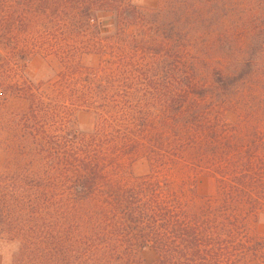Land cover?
Wrapping results in <instances>:
<instances>
[{
	"label": "trees",
	"instance_id": "16d2710c",
	"mask_svg": "<svg viewBox=\"0 0 264 264\" xmlns=\"http://www.w3.org/2000/svg\"><path fill=\"white\" fill-rule=\"evenodd\" d=\"M36 56L54 78H23ZM67 108L95 115L91 133L68 127ZM246 124L264 128V0H0V240L21 242L12 264H143L147 249L155 264H264V238L237 214L264 213V158L242 149ZM139 159L151 171L134 177Z\"/></svg>",
	"mask_w": 264,
	"mask_h": 264
},
{
	"label": "rangeland",
	"instance_id": "374dc122",
	"mask_svg": "<svg viewBox=\"0 0 264 264\" xmlns=\"http://www.w3.org/2000/svg\"><path fill=\"white\" fill-rule=\"evenodd\" d=\"M136 4L142 7L157 8L159 0H133ZM19 4H23V0H18ZM101 29L103 36L110 37L114 33L113 21L110 16L101 17ZM86 66L97 67L99 65L98 57L90 55L85 59ZM56 66L52 65L45 58L41 56H36L31 58L28 63L27 68L23 71L24 79L31 81L34 84L39 82H47L55 76ZM55 81V80H54ZM67 117V125L70 129H75L76 131L88 135L94 128L95 115L88 111L82 109H72L67 108L65 114ZM234 123L238 122V118L233 117ZM243 135L246 145L242 149L249 148L247 150L251 151L254 145H259V153L264 158V128L262 131L258 132V129H252L244 125V128L238 133ZM240 143V142H239ZM246 150V151H247ZM6 163V155L0 151V174L3 172V167ZM129 170L134 177H141L150 174L151 168L147 160L139 159L129 166ZM193 175L192 177H194ZM175 178H173L174 180ZM198 181V191L201 194L207 193L209 188V181L206 177L198 176L195 181ZM177 183L181 182V179H175ZM191 183V182H190ZM189 187V186H188ZM197 187V186H196ZM244 212V213H240ZM241 217L246 218L245 225L247 232L253 239L259 240L264 238V213H259L257 215H248L247 211H242L241 209L237 212ZM5 246V244L0 240V247ZM139 258L142 259L143 264H155L158 260V256L153 250H145L139 254Z\"/></svg>",
	"mask_w": 264,
	"mask_h": 264
},
{
	"label": "clouds",
	"instance_id": "9594fccd",
	"mask_svg": "<svg viewBox=\"0 0 264 264\" xmlns=\"http://www.w3.org/2000/svg\"><path fill=\"white\" fill-rule=\"evenodd\" d=\"M21 247L20 241H12L3 247H0V264H12L13 257Z\"/></svg>",
	"mask_w": 264,
	"mask_h": 264
}]
</instances>
